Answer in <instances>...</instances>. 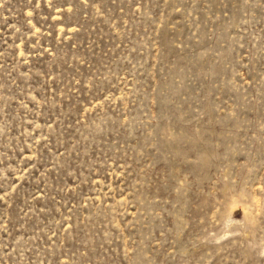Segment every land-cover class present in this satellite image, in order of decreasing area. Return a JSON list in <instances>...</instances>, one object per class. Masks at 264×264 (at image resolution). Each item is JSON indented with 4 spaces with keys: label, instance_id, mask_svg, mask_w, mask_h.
<instances>
[{
    "label": "rangeland",
    "instance_id": "374dc122",
    "mask_svg": "<svg viewBox=\"0 0 264 264\" xmlns=\"http://www.w3.org/2000/svg\"><path fill=\"white\" fill-rule=\"evenodd\" d=\"M0 264H264V0H0Z\"/></svg>",
    "mask_w": 264,
    "mask_h": 264
}]
</instances>
